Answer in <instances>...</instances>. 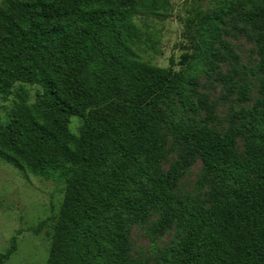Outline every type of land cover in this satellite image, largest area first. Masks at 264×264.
Segmentation results:
<instances>
[{
  "label": "trees",
  "instance_id": "trees-1",
  "mask_svg": "<svg viewBox=\"0 0 264 264\" xmlns=\"http://www.w3.org/2000/svg\"><path fill=\"white\" fill-rule=\"evenodd\" d=\"M167 5L0 3V96L16 98L0 119V158L24 171L67 178L47 264H135L131 230L156 211L153 233L164 236L176 228L179 239L158 261L144 264H264V79L263 97L252 111L232 112L223 135L209 128L218 103L197 80L134 59L135 14H162ZM195 20L189 22L198 26L191 45L208 23L206 16ZM223 31L216 28L211 44L196 49V61L222 84L224 99L236 93L238 102H248L241 57ZM239 31L257 43L264 75V0H252ZM190 59L183 55L184 62ZM223 66L230 69L223 72ZM27 86L41 88L34 102ZM173 94L191 112H205L202 126L175 117ZM72 117L82 119L77 135L69 127ZM172 153L178 159L165 172L162 163ZM197 160L204 165L199 183L208 196L177 200L178 182ZM15 249L13 239L0 264Z\"/></svg>",
  "mask_w": 264,
  "mask_h": 264
},
{
  "label": "rangeland",
  "instance_id": "rangeland-1",
  "mask_svg": "<svg viewBox=\"0 0 264 264\" xmlns=\"http://www.w3.org/2000/svg\"><path fill=\"white\" fill-rule=\"evenodd\" d=\"M165 1L168 3V11L162 14H152L146 10L135 14L134 22L138 26L139 35L133 49L134 59L163 69L173 68L175 72H183L187 77L197 80L200 91L209 92L212 101L218 103L216 119L209 124V128L223 135L229 130L232 112L241 109L252 111L263 97L261 81L264 75L258 69L257 43L249 41L239 31L252 0ZM202 16L207 17V26L200 34L199 40L191 45L190 33L198 26L194 24L189 27V22ZM216 28L225 30L222 32L224 40L230 43L241 57V70L245 71L246 83L249 86L248 102H238L236 93L224 99L222 84L215 81V77H209L207 67L196 61L199 53L196 49L211 44ZM186 53L191 55V59L184 62L183 55ZM229 69V66L222 68L223 72ZM203 85L209 88L204 89ZM27 90L31 94V103L35 101V95L41 88L27 86ZM190 91L191 87L187 86V92ZM15 99L11 96L4 100L0 96V119H5ZM171 103L177 119H184L195 127L204 124L205 112H191L180 103L175 94L171 96ZM81 125V118H71L69 127L72 133L77 135ZM238 150L243 152L241 138L238 139ZM177 159V153L169 155L162 163L163 170L168 171ZM203 172L204 165L201 160H197L185 171L175 189L177 200L191 203L197 197L207 198L208 187L199 183ZM66 185L67 178L58 172L53 175H41L30 170L24 171L0 158V258L12 247L13 239L16 247L14 254L3 264H47L55 234L54 224L61 210ZM159 218L160 212L156 211L148 223L132 228L131 259L135 264H144L147 260L153 263L158 261L161 252L179 239L176 228L164 236L153 233V227Z\"/></svg>",
  "mask_w": 264,
  "mask_h": 264
}]
</instances>
